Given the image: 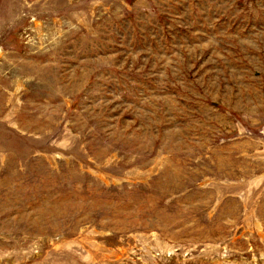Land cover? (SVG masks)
Returning <instances> with one entry per match:
<instances>
[{
  "label": "rangeland",
  "instance_id": "rangeland-1",
  "mask_svg": "<svg viewBox=\"0 0 264 264\" xmlns=\"http://www.w3.org/2000/svg\"><path fill=\"white\" fill-rule=\"evenodd\" d=\"M0 264H264V0H0Z\"/></svg>",
  "mask_w": 264,
  "mask_h": 264
}]
</instances>
